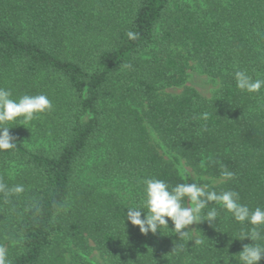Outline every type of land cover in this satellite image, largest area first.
Listing matches in <instances>:
<instances>
[{"label":"trees","instance_id":"16d2710c","mask_svg":"<svg viewBox=\"0 0 264 264\" xmlns=\"http://www.w3.org/2000/svg\"><path fill=\"white\" fill-rule=\"evenodd\" d=\"M193 69L220 81L213 97L187 86ZM236 71L264 79V0H0V87L52 104L27 127L10 123L16 146L0 151V183L24 187L0 192L10 264H73L71 252L94 264L93 251L108 264H239L250 226L219 205L183 239L170 220L143 235L125 219L147 179L264 208V87L238 90Z\"/></svg>","mask_w":264,"mask_h":264},{"label":"clouds","instance_id":"9594fccd","mask_svg":"<svg viewBox=\"0 0 264 264\" xmlns=\"http://www.w3.org/2000/svg\"><path fill=\"white\" fill-rule=\"evenodd\" d=\"M129 39L135 40L137 35L131 31L127 33ZM130 67V65H128ZM236 88L249 94L259 93L264 87V79L253 80L246 72L236 71L234 74ZM52 104L44 94L23 95L18 100L12 99L10 90L0 87V151L15 148L14 137L10 135L8 125L16 123L18 125H28L37 114L51 110ZM208 113H203L200 119L207 120ZM234 173L227 171L222 166L221 179L232 180ZM144 199L142 207H128L125 219L133 226H137L140 233L147 235L155 234L158 230L168 228L170 220L174 225V232L180 239L189 237L192 231L186 229L193 224L207 221L212 225L217 220L218 211L210 204L219 205L223 211L230 213L232 218L241 224L250 227L247 231H242L236 239L243 241L251 240L253 243L244 245L243 250L235 256L239 264H260L264 259V246L257 241L264 238L260 228L264 227V208L256 207L254 210L239 202V193L235 191L216 192L208 189V185L198 183H179L170 187L163 180L147 179L144 181ZM0 192L5 196L21 194L24 192L22 185H17L11 189L0 183ZM187 201L190 206H185ZM205 209H208L206 213ZM143 210V218H142ZM203 213V215H202ZM195 245H201L204 240L193 239ZM0 264H10L7 252L4 247H0Z\"/></svg>","mask_w":264,"mask_h":264},{"label":"rangeland","instance_id":"374dc122","mask_svg":"<svg viewBox=\"0 0 264 264\" xmlns=\"http://www.w3.org/2000/svg\"><path fill=\"white\" fill-rule=\"evenodd\" d=\"M194 65V64H193ZM187 86L195 89L201 96L205 98H211L215 94V92L220 88V81H213L206 75H203L199 73L197 70H189V79L187 82ZM183 89L182 88H177V89H166L162 91V96H179L182 94ZM45 117H40L39 123H43ZM27 127V126H26ZM28 128H31L32 130H35V133H38L40 129H38V125L36 123H32L28 126ZM194 178H198L195 174H192ZM191 230L195 229V224L189 226ZM73 251H75V248H72ZM76 254L67 253V260L73 264H77V262L74 259V256ZM88 260L91 263L94 264H108L100 255L99 252L93 251L90 256L87 257Z\"/></svg>","mask_w":264,"mask_h":264}]
</instances>
